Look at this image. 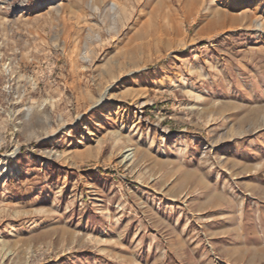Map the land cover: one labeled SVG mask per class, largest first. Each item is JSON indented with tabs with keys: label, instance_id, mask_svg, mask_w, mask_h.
<instances>
[{
	"label": "rangeland",
	"instance_id": "1",
	"mask_svg": "<svg viewBox=\"0 0 264 264\" xmlns=\"http://www.w3.org/2000/svg\"><path fill=\"white\" fill-rule=\"evenodd\" d=\"M4 159L0 264L250 260L264 0H0Z\"/></svg>",
	"mask_w": 264,
	"mask_h": 264
},
{
	"label": "crops",
	"instance_id": "2",
	"mask_svg": "<svg viewBox=\"0 0 264 264\" xmlns=\"http://www.w3.org/2000/svg\"><path fill=\"white\" fill-rule=\"evenodd\" d=\"M241 230L245 234L244 237L254 238V242L250 246V249L252 248L251 259H247L249 255H243L238 263L264 264V206L258 212L255 210L254 213L250 212L248 216H245L241 223ZM250 249L246 248L245 252H249Z\"/></svg>",
	"mask_w": 264,
	"mask_h": 264
},
{
	"label": "bare ground",
	"instance_id": "3",
	"mask_svg": "<svg viewBox=\"0 0 264 264\" xmlns=\"http://www.w3.org/2000/svg\"><path fill=\"white\" fill-rule=\"evenodd\" d=\"M222 2V1H221ZM223 3V2H222ZM146 25V24H145ZM108 91V90H107ZM106 91V92H107ZM106 100V96L103 95L101 97V100L100 101H104ZM128 150V149H127ZM18 151V148L16 147L15 150H13V152L9 153L7 157L9 156H14ZM133 152H130L128 154L125 155V158H130L132 156ZM13 168L10 167L9 163H7L6 159H4L1 164H0V177H4L6 175H8L11 171H12Z\"/></svg>",
	"mask_w": 264,
	"mask_h": 264
}]
</instances>
